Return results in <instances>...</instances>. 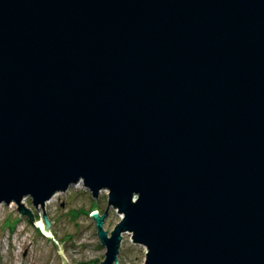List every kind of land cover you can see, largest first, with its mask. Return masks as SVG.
Masks as SVG:
<instances>
[{
    "label": "water",
    "instance_id": "water-1",
    "mask_svg": "<svg viewBox=\"0 0 264 264\" xmlns=\"http://www.w3.org/2000/svg\"><path fill=\"white\" fill-rule=\"evenodd\" d=\"M79 182L99 264H264V0H0V204Z\"/></svg>",
    "mask_w": 264,
    "mask_h": 264
},
{
    "label": "rangeland",
    "instance_id": "rangeland-1",
    "mask_svg": "<svg viewBox=\"0 0 264 264\" xmlns=\"http://www.w3.org/2000/svg\"><path fill=\"white\" fill-rule=\"evenodd\" d=\"M55 196V195H54ZM53 196V197H54ZM52 197V198H53ZM36 221L42 219L43 208L34 207L31 197L22 200ZM15 202L0 204V264H63L58 252V242H63V254L69 264H99L105 259L106 247L101 243L91 212L105 213L108 207V190L98 197L84 187L82 182L71 185L65 192H58L54 199L45 203L44 210L52 222L48 237L27 216H22ZM121 214L110 207L104 221V230L111 236ZM146 248L132 240L131 233H122L118 264H143Z\"/></svg>",
    "mask_w": 264,
    "mask_h": 264
},
{
    "label": "bare ground",
    "instance_id": "bare-ground-1",
    "mask_svg": "<svg viewBox=\"0 0 264 264\" xmlns=\"http://www.w3.org/2000/svg\"><path fill=\"white\" fill-rule=\"evenodd\" d=\"M57 194H58V193H56V194H55V196H56ZM55 196H54V197H55ZM54 197H53V198H51V201H52V199H54Z\"/></svg>",
    "mask_w": 264,
    "mask_h": 264
},
{
    "label": "trees",
    "instance_id": "trees-1",
    "mask_svg": "<svg viewBox=\"0 0 264 264\" xmlns=\"http://www.w3.org/2000/svg\"><path fill=\"white\" fill-rule=\"evenodd\" d=\"M30 221V220H29Z\"/></svg>",
    "mask_w": 264,
    "mask_h": 264
}]
</instances>
